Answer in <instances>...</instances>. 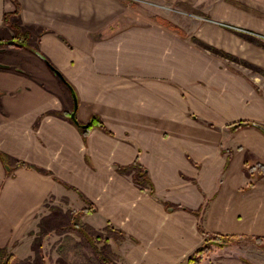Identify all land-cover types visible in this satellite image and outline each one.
<instances>
[{
	"label": "crops",
	"instance_id": "1",
	"mask_svg": "<svg viewBox=\"0 0 264 264\" xmlns=\"http://www.w3.org/2000/svg\"><path fill=\"white\" fill-rule=\"evenodd\" d=\"M130 7L0 0V247L15 255L33 247L48 201L89 209L81 223L97 230H123L125 264H186L203 241L187 209L201 206L205 230L264 237V178L246 187L245 175L264 164V132L230 127L264 126V97L239 78L211 79L178 32ZM73 94L75 117L97 114L113 134L93 127L84 140ZM135 160L152 194L116 170Z\"/></svg>",
	"mask_w": 264,
	"mask_h": 264
},
{
	"label": "rangeland",
	"instance_id": "2",
	"mask_svg": "<svg viewBox=\"0 0 264 264\" xmlns=\"http://www.w3.org/2000/svg\"><path fill=\"white\" fill-rule=\"evenodd\" d=\"M123 2L130 4L131 16L140 20L151 19V22L156 23L159 22L156 17H160L161 25L178 32L181 38L193 46L195 55L202 57L203 64L210 66L211 79L218 74H225L226 80L239 78L244 85L255 89V92L264 97V0ZM11 45L6 43L4 48L12 53L16 46ZM21 50L27 49L23 47ZM53 204L45 202L42 224L37 223L36 232L29 231V241L33 247L25 250L21 246L18 247L19 250H15L20 252L17 255L11 249L9 253L22 262L28 258L26 262H29V257L35 260L40 247L44 264H101L85 239L75 231L66 230L67 227L64 226L69 221L68 215L81 223V216L76 215L78 210L69 206L59 210V206ZM179 208L185 209L183 206ZM39 229L43 230L44 235L39 234ZM105 235L102 234V238ZM202 237L203 243L204 236ZM103 242L102 239L97 243V250ZM119 242L111 239L112 253L109 257L115 264H125L117 251ZM208 246L198 264H264V243L257 244L252 239L233 237L221 243H208ZM30 253L32 254L29 256Z\"/></svg>",
	"mask_w": 264,
	"mask_h": 264
},
{
	"label": "trees",
	"instance_id": "3",
	"mask_svg": "<svg viewBox=\"0 0 264 264\" xmlns=\"http://www.w3.org/2000/svg\"><path fill=\"white\" fill-rule=\"evenodd\" d=\"M16 7L18 9L17 3H16ZM5 20L6 21L8 20V14H5ZM6 43L13 44V42H9V41H7ZM48 113L54 114L53 112H48ZM71 121L75 124V126H77L84 140H86V138L89 135V131L93 127H98L108 134H113L109 129L106 128L101 118L97 114H92L86 122L79 121L76 117ZM249 124L254 125L258 128L262 126L257 122L241 121L231 125L230 127L236 128L241 125H249ZM248 158L249 156L247 155L246 160H248ZM20 162L19 164L21 165L23 164L26 165L27 167L35 168L40 172L43 173L48 172L47 170L40 168L36 165L27 164L24 161H20ZM116 170L121 174L130 175L132 181L138 186L140 190L146 189L150 194L153 193L154 187L151 182V179L148 176L147 170L137 160H135L134 162L128 165H117ZM245 175L247 176V178H250V181L246 184V187H252L255 184L256 180L264 178V164L256 163L254 165H249L248 167L245 168ZM163 204L166 208L172 207L173 209H175L179 207V205L171 204L165 201L163 202ZM187 210L195 214L196 217H199L197 229L204 236V242L187 256L186 264H198L199 260L202 257V253L206 251L209 247L208 243H213V242L221 243L227 238H233V237L238 239H242V238L252 239L257 244L264 243V237L261 236H249L244 234H224L216 231L205 230L201 223L202 222L201 211H204L203 206L197 209H187ZM86 211H89V209L85 208L78 210L76 212V215L80 216ZM68 216H69V221L67 224L64 225L65 227H67L66 230L75 231L77 232V234L83 237L85 241L90 245L94 254L96 255L97 259L101 264H115L109 257V254L112 253L110 250L111 239H113L114 241L123 240L125 237L124 231L121 230L120 228L112 226L110 223H108L102 230H97L88 224L79 223L77 219H75V217L73 216L70 215ZM42 219L43 217H41L40 219L39 222L40 224H42ZM39 234L44 235L42 229H39ZM102 234H106V235L102 238ZM102 239L104 240V242L101 244V247H98L97 250L96 248L97 243ZM29 258H30L29 262H26L28 258L22 262L19 259H17V256H15L12 253H9V250L6 247H0V264H44L43 256L41 255L40 252V247L37 249V253L35 254V260H32L31 257ZM37 260L38 263H35V261Z\"/></svg>",
	"mask_w": 264,
	"mask_h": 264
},
{
	"label": "water",
	"instance_id": "4",
	"mask_svg": "<svg viewBox=\"0 0 264 264\" xmlns=\"http://www.w3.org/2000/svg\"><path fill=\"white\" fill-rule=\"evenodd\" d=\"M73 97H74V110L71 112L70 116H71V118L74 119L75 118V110H76L77 102H76V98H75L74 94H73ZM259 129L264 132V126H260Z\"/></svg>",
	"mask_w": 264,
	"mask_h": 264
}]
</instances>
